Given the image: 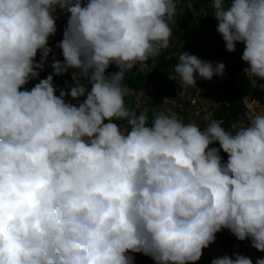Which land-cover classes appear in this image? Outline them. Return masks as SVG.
Instances as JSON below:
<instances>
[{"label":"clouds","instance_id":"obj_1","mask_svg":"<svg viewBox=\"0 0 264 264\" xmlns=\"http://www.w3.org/2000/svg\"><path fill=\"white\" fill-rule=\"evenodd\" d=\"M212 7L226 50L244 46L243 74L264 80V0ZM57 9L63 61L53 56L41 79ZM175 10V0H0V264H134L127 253L197 264L225 229L264 252V114L233 134L164 113L149 125L125 107L126 73L169 47ZM224 69L181 52L179 95ZM69 70L75 86L57 95L54 77Z\"/></svg>","mask_w":264,"mask_h":264},{"label":"trees","instance_id":"obj_2","mask_svg":"<svg viewBox=\"0 0 264 264\" xmlns=\"http://www.w3.org/2000/svg\"><path fill=\"white\" fill-rule=\"evenodd\" d=\"M203 1L205 3L210 2L213 5V0ZM175 3L176 10L172 20L174 21L175 26L178 29L177 35L179 42L181 43V50L176 53V56L172 55V53L170 54V51H174L176 49V43L173 50H170V47H168L167 49H162L158 56H156L155 58L150 57L148 61L144 62L143 66L137 64L133 69L126 73L124 79L126 87L124 103L125 107H127L131 111H135L137 115L143 113L141 109H134V98L140 95L141 92L146 89L147 86L150 85V83H152L151 86L154 88L156 100L161 101L166 97L172 98L174 100L173 102L176 112H178L179 114L182 112L181 118H183V123L187 124L193 123V118L185 115L183 113L184 110H182L189 106L190 99L192 98L190 97L191 95L189 94L188 90H186L181 96L179 94L183 89L180 87V84L174 85L168 81L167 86H165V90H162L160 86H162L163 84L160 83L167 76L176 75V73L174 72V67L178 63V57L181 52H187L201 59L203 58L201 56L203 50L207 49L205 48V39H202V41L197 40L196 43H190V41L187 39L186 30L190 26H192L191 11L188 7L187 0H175ZM56 14L61 15L65 23H67V14L65 12H61L59 9H57ZM214 24L217 28L216 20ZM62 38L63 34L60 35L58 33H56L55 36L49 38L48 46L52 48V53H50L48 57L44 70L40 72L41 79L52 73L50 64L52 63L53 56H55V58L60 60L61 62L63 61L62 53L56 47V45L62 40ZM214 41L221 46H225L221 35L217 33L216 29ZM243 47L244 46L242 44H237L235 52H229V54L224 52L222 54V57L219 59L220 61H215L216 63H223L225 65V69L222 79H220L219 76H214V78H216V82L213 88V93L215 94V98L218 100V105L211 111L209 123H211L212 121H218L227 132L233 134L239 128L245 127L249 123L246 115L247 110L244 104L245 102H256L258 105L264 107V88L259 87V84L262 82L261 79L259 80L256 78L257 82L256 84H253V78H249L243 74V70L248 66L241 59ZM225 57H227L229 60H225ZM208 58H210V55ZM214 58L216 59V57ZM37 60H39V53L37 54ZM202 61H205V59H202ZM117 70L118 69L115 67V65H110L107 72L114 73ZM71 72L72 70H69V73L66 75L54 77V84L57 88V95L59 94V90L63 89L67 92L70 88L75 86L74 82L71 79ZM35 83H38V80L30 81L29 84L25 87L30 89L32 86H34ZM88 83V81L81 79V84L85 85ZM200 84L201 79L198 78L195 85ZM191 93L192 95H194L195 92L192 91ZM187 97L188 100L186 101ZM152 119L153 117L149 116V125L151 124ZM114 122L121 128V130H129L126 121L117 120ZM198 124H200V127H202L203 122L199 120ZM239 124H241L240 127L237 126ZM211 147L219 148V144L215 143L211 145ZM220 155L223 158V161L226 162L227 154L223 153V151L221 150ZM215 250H218L221 255H228V257L230 258H235L236 255H243L250 258L252 264H256L257 260L264 259V252H259L256 249L252 248L250 240L238 241V243L234 245L232 239L227 236H223L215 243L209 245L208 248L203 250V253L205 251L206 252L202 254V257L197 262V264H210L212 260H214L213 253L216 252ZM127 254L134 257V264H142L146 262L149 264H153L154 262L152 259L151 261H147L145 255H143L142 253Z\"/></svg>","mask_w":264,"mask_h":264},{"label":"rangeland","instance_id":"obj_3","mask_svg":"<svg viewBox=\"0 0 264 264\" xmlns=\"http://www.w3.org/2000/svg\"><path fill=\"white\" fill-rule=\"evenodd\" d=\"M187 4L191 11V23H192V26H190L191 28L189 27L186 30L187 39L190 41V43H196L197 40L202 41V39H205L204 40L205 48L207 50H203L201 55L203 58H201V60L202 59H205V61L209 60L211 63L215 65L216 64L215 61H220L219 59L222 57V54L224 52L228 54L229 52L226 50L225 46H221L218 43H215L214 41L216 26L214 24L215 19L213 17V8L211 6L212 4L210 2L205 3L203 0H187ZM57 16L59 17V19H57L56 21V27H57L56 33L61 35L63 34V29L66 26V23L61 15L58 14ZM167 22L169 23V26L172 30V35L169 40L170 50H173L174 45L177 43L175 46L176 49L174 51H170V54L172 53V55L176 56L177 55L176 53H178V51L181 50V43L179 42L177 35L178 29L176 28L175 23L172 19L168 20ZM209 55L210 58H208ZM214 57H216V59ZM219 77L220 79H222L223 75ZM200 79H201L200 85H193L187 89L189 94L191 95L190 97L192 98L190 99L189 106L182 110H184L183 113L185 115L193 118L192 121L194 124H196L199 128L203 130L208 126V124H210L209 120L211 117V111L217 107L218 100L215 98V94L213 93V88L216 82V78L213 77L211 80H205L202 78ZM168 81L174 85L179 84V77L177 75H172L164 78L160 83L163 84L162 86H160L162 90H165L166 88L165 86H167ZM261 81L262 82L259 84V87L264 88V80ZM256 82H257L256 78H253L252 83L256 84ZM151 85L152 83H150V85H148L147 88L144 89L140 95L134 98V109H141L143 113H146L150 117H153L154 113L175 115L176 118L180 119L183 122V118H181L182 112L180 114L176 112L173 102L174 100L172 98L166 97L161 101H157L154 94V88ZM84 86L88 88V90L91 89V85L89 83L85 84ZM121 87L126 89L124 82L122 83ZM192 91L195 92L194 95H192L191 93ZM188 97L186 98V101L188 100ZM85 98L86 97H81L79 102H83V99ZM66 101L76 103L75 101H71L70 97H66ZM244 104L247 110L246 115L249 121L256 114H264V107L258 105L256 102H250V103L245 102ZM199 120L203 122L202 127H200V124H198ZM237 126L240 127L241 124ZM122 131L125 130L122 129ZM223 236H227L230 239H232L234 245L238 243V240L235 238V236H233L226 229L222 230L220 233H217L215 242ZM215 251L216 252L213 253L214 259L224 257V255H221L218 250ZM145 257L147 261H151L150 257L148 256Z\"/></svg>","mask_w":264,"mask_h":264},{"label":"built area","instance_id":"obj_4","mask_svg":"<svg viewBox=\"0 0 264 264\" xmlns=\"http://www.w3.org/2000/svg\"><path fill=\"white\" fill-rule=\"evenodd\" d=\"M225 60H229L227 57H225ZM142 264H148V263H142ZM153 264H155V262H153ZM211 264V263H210Z\"/></svg>","mask_w":264,"mask_h":264}]
</instances>
